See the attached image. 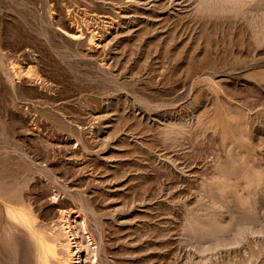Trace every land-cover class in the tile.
<instances>
[{"label":"rangeland","instance_id":"1","mask_svg":"<svg viewBox=\"0 0 264 264\" xmlns=\"http://www.w3.org/2000/svg\"><path fill=\"white\" fill-rule=\"evenodd\" d=\"M61 210L80 264H264V0H0V264Z\"/></svg>","mask_w":264,"mask_h":264},{"label":"bare ground","instance_id":"2","mask_svg":"<svg viewBox=\"0 0 264 264\" xmlns=\"http://www.w3.org/2000/svg\"><path fill=\"white\" fill-rule=\"evenodd\" d=\"M67 33L75 38L82 36V33L80 31V28H75V30L67 31ZM83 37V36H82ZM32 75V73H31ZM29 74V77L31 76ZM28 76V74H27ZM17 217V216H16ZM75 215L72 214V212H69L67 210H61L59 214V224L62 229L63 234L65 235V252H66V257L64 259L63 264H80V245L81 241L79 240V231L76 228L75 221ZM17 218L23 220L27 225L28 223V218L24 216H18ZM23 222V223H24ZM80 225L79 228L87 235V241H91V238L88 234L86 224L84 222L83 218H80ZM78 223V224H79ZM32 230V228H31ZM34 238L36 239L37 242V248H38V259L41 264H47L46 263V257L51 256V257H57V253L55 251V247L52 245H49V243L46 241V239L39 233L32 231L31 232ZM88 243V242H87ZM80 244V245H79Z\"/></svg>","mask_w":264,"mask_h":264}]
</instances>
